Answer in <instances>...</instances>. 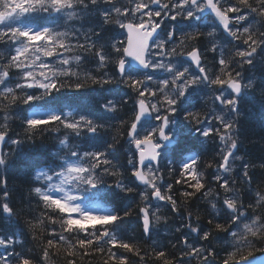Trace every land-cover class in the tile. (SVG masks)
Instances as JSON below:
<instances>
[{
	"label": "snow or ice",
	"instance_id": "1",
	"mask_svg": "<svg viewBox=\"0 0 264 264\" xmlns=\"http://www.w3.org/2000/svg\"><path fill=\"white\" fill-rule=\"evenodd\" d=\"M205 13L211 23H202ZM110 29L119 31L106 36ZM0 45L7 51L0 53V264H47L50 249L59 244L69 249L67 264L94 255H107L102 264H132L130 257L139 264H251V250L264 245V156L257 163L236 153L243 143L242 120L254 108L264 130V0H0ZM209 52L211 67L203 59ZM85 62L95 69L81 75L77 69ZM93 86L122 87L125 95L94 101L98 112L91 104L66 110L78 102L63 103L65 90ZM201 101L212 107L202 113ZM126 111L131 117L121 119ZM14 119L23 135L13 136ZM53 125L69 135L59 139L55 162L36 167L27 181L28 201L36 198L43 211L25 220L27 233L17 232L25 208L13 206L9 169L22 147ZM190 140L218 146L206 165L211 179L199 170ZM121 141L128 145L126 164L114 162ZM165 169L169 178L176 176L173 183L164 180ZM126 174L128 183L121 178ZM110 178L116 182L109 184ZM176 185L185 205L197 197L208 204L207 224L191 210L184 214ZM114 189L138 196L142 206H87L109 200ZM159 202L180 217L173 229L176 243L153 239L156 226L168 219L157 214ZM134 214L152 240L150 251L117 235ZM45 219L59 222L62 231L50 229L52 238L37 259L25 251L24 237L36 239ZM69 236L77 237L75 243Z\"/></svg>",
	"mask_w": 264,
	"mask_h": 264
},
{
	"label": "trees",
	"instance_id": "2",
	"mask_svg": "<svg viewBox=\"0 0 264 264\" xmlns=\"http://www.w3.org/2000/svg\"><path fill=\"white\" fill-rule=\"evenodd\" d=\"M79 26V24L77 23ZM117 29H110L109 32L105 33L106 36H110L113 34V31L116 32ZM210 29L204 28L203 31L207 32ZM219 39V36L217 37ZM207 41H201V44L206 45L210 47V45L205 44ZM226 41H221V44H225ZM231 47V46H229ZM6 48L3 45H0V53H5ZM6 55V53H5ZM219 55V51L217 52V56ZM206 58V59H204ZM204 63L208 65L209 67L213 64V54L212 53H206L203 57ZM209 64H208V63ZM95 69V65L89 64L85 62L84 64H81L79 68L77 69L81 75L88 73L89 71H93ZM109 72H111V69H108ZM122 93V94H121ZM125 95V90L121 88L111 87L106 89H99L98 87H90L85 88L81 90L80 92H74L65 90L63 93L64 100L63 103L69 104L71 101H77L78 104H71L69 108L66 110H72L73 108H79L82 105H88L91 104L96 112L99 111L98 106L93 104L94 101H98L99 103H104V98L107 97L108 99H118L119 97ZM109 96V97H108ZM257 99H259V96H257ZM104 101V102H103ZM201 104L203 105V101H201ZM206 105L200 106L198 105L199 110L203 113L207 111ZM21 107H26L21 105ZM129 105V109H130ZM247 105H245V109H247ZM206 110H205V109ZM28 111H31V109H28ZM19 115H23V113H19ZM132 113L131 111H126V114L124 116H121V119H124L126 117H131ZM2 122V120H1ZM242 134H241V140L243 143L240 145V151H238L239 156H243L245 159H251L254 162H259V158L261 156H264V130L260 127V113L258 108H254L253 111L248 114L246 117L242 120ZM11 128L13 136H15L16 133H20L23 135V128L21 127V122L18 119H14L11 122ZM52 128L58 129V131H52ZM65 135H69L65 131V129L60 125H53L49 129L42 130L38 133H36L35 136V143H26L20 152H18L13 160V165L9 169V184L8 188L11 192V201L13 203V206L17 209L24 207L25 211L20 216V227L16 228L15 230L17 232L20 231V228H23L25 233L28 232L27 226L25 225V220L32 218L33 216H40L42 213V208L37 206L36 198H32L29 202L27 199L28 196V188H30L32 185L28 183L31 179V175L33 173V170L36 167H39L41 165H44L49 162H55V159L52 156V153L59 151V139H62L65 137ZM118 140L120 138L118 137ZM75 142V141H74ZM202 142V143H201ZM189 146L191 147L192 152L195 154H198L201 159V163L199 164V170L205 174V177L207 179H211V169H208L206 165L209 161L213 160V156L216 154L217 145L213 144L212 141L204 142L201 141H189ZM191 143V144H190ZM208 143V144H207ZM205 145V146H204ZM203 146V147H202ZM128 148V145L126 142L121 141L117 145L116 153H115V161L121 164L127 163V155L126 150ZM5 151H11V148L8 145H5ZM63 154V153H61ZM215 163V161H213ZM177 175H178V168H177ZM261 172L257 170L254 173V179L259 180L261 179ZM125 180V183H128L131 177L126 174L124 177H121ZM234 178V177H233ZM176 179V176H173L169 178L168 172L165 169L164 170V180H166L168 183H173ZM109 184H114L116 181L115 179H108L107 181ZM209 187H215V185L209 184ZM237 187H241V185H237ZM117 194L112 196L109 200H93V201H86L87 206L95 205L96 210H107L108 208L115 207L118 209L127 210V208L131 207L133 209H138V207L142 206L138 203L139 197L138 196H132V195H123L120 194L118 189H114ZM181 187L179 185L175 186V192L174 195L177 197L178 202L180 204V207L182 211H184V214L186 215V210H191L193 214V218L196 217L197 214H199L201 218V222L204 224H207V221L209 219L208 210L209 206L204 201L202 197H197L195 200L191 201L190 204L185 205L183 203L184 198L180 196ZM77 195L84 196L86 194L82 193H74ZM247 203V201H245ZM31 203V209L27 207V205ZM159 211L158 215L167 217V221H161L153 234V239L158 240L161 244L169 245V243H176V239L178 238L176 234L173 232V229L178 226L180 222L179 216H174L168 208L163 207V202H159ZM157 207V206H156ZM153 210H156L153 209ZM53 215L54 219L57 221L60 220V217L56 215L55 213H50ZM185 223L187 221L185 220ZM45 227L43 229L37 228L36 229V239H33L31 234H27L24 239L26 240V243L24 245V249L26 252H29L35 256L37 259L42 255V248L44 245L47 244V240L52 238L49 236V231L51 228H55L57 232L62 231L60 227V223L57 222L55 225L51 224L47 219H45ZM159 229V230H158ZM158 230V231H157ZM117 235L121 237L124 240H127L130 243L138 245L141 249L145 250H151L152 247V240L147 239L142 234L141 228L137 224V218L134 214L132 217H130L124 225H122L117 230ZM68 239L75 243L77 237L76 236H69ZM215 243V242H214ZM223 244V241L219 242L217 244V247H220ZM261 248H264V245H256L254 249H252V254H256L261 252ZM20 248L17 247V251H19ZM117 251L122 252V249H116ZM169 251L172 255H179V252L176 250L171 249L168 247L166 249ZM3 249L0 248V254L3 253ZM69 249L63 245L59 244L50 249V257L47 262V264H67V253ZM247 255V251L244 253ZM223 255V253H221ZM70 258V257H69ZM107 259V255L99 256L94 255L91 257H87L83 264H102L103 260ZM132 260V264H139V260L136 257H130ZM77 264H81L79 256L76 257ZM148 264H156L154 261H149Z\"/></svg>",
	"mask_w": 264,
	"mask_h": 264
},
{
	"label": "water",
	"instance_id": "3",
	"mask_svg": "<svg viewBox=\"0 0 264 264\" xmlns=\"http://www.w3.org/2000/svg\"><path fill=\"white\" fill-rule=\"evenodd\" d=\"M251 264H264V252L259 255L249 257Z\"/></svg>",
	"mask_w": 264,
	"mask_h": 264
},
{
	"label": "rangeland",
	"instance_id": "4",
	"mask_svg": "<svg viewBox=\"0 0 264 264\" xmlns=\"http://www.w3.org/2000/svg\"><path fill=\"white\" fill-rule=\"evenodd\" d=\"M124 38V36H120L118 35V37L116 39L118 40H122ZM7 53V52H6ZM17 75V73H15V71H13V76L15 77ZM153 207H154V202H153Z\"/></svg>",
	"mask_w": 264,
	"mask_h": 264
},
{
	"label": "bare ground",
	"instance_id": "5",
	"mask_svg": "<svg viewBox=\"0 0 264 264\" xmlns=\"http://www.w3.org/2000/svg\"><path fill=\"white\" fill-rule=\"evenodd\" d=\"M205 44H207V42L205 43ZM217 55V54H216ZM204 59H206V58H204ZM208 63V62H207ZM209 64V63H208ZM122 94V93H121ZM109 97V96H108ZM104 102V101H103ZM206 107V106H205ZM205 109V108H204ZM206 110V109H205ZM202 143V142H201ZM206 143V142H205ZM191 144V143H190ZM208 144V143H207ZM205 146V145H204ZM203 147V146H202ZM196 154V153H195ZM187 155V154H186ZM242 156V155H241ZM157 227V226H156ZM159 230V229H158ZM157 230V231H158Z\"/></svg>",
	"mask_w": 264,
	"mask_h": 264
}]
</instances>
